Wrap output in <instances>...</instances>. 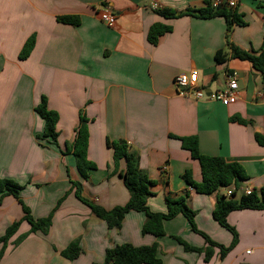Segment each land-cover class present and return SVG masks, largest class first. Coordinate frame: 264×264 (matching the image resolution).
<instances>
[{
    "label": "crops",
    "instance_id": "crops-1",
    "mask_svg": "<svg viewBox=\"0 0 264 264\" xmlns=\"http://www.w3.org/2000/svg\"><path fill=\"white\" fill-rule=\"evenodd\" d=\"M161 8L178 13L199 10L212 0H157ZM151 0H0V177L23 186L20 197L35 218L52 215L47 234L31 232L22 221L4 248L0 264H104L108 249L129 243L158 245L164 264H264V210L243 209L228 215L238 240L224 259L220 249L210 261L204 254L186 251L174 236L195 247H207L181 214L165 222L166 235H144V212H129L120 229H109L75 194L73 183L92 204L107 210L125 205L130 192L120 175L114 150L107 140H124L139 168L155 182L148 206L166 213V199L187 194L196 211L199 230L229 247L233 234L213 216L217 199L250 187L264 188V147L255 134H264V82L251 62L229 58L219 64L215 55L229 51L223 17L165 18L151 9ZM109 9L116 22L109 26L101 14ZM245 24L235 25L231 41L243 50L259 53L264 47V0H240L237 8ZM76 16L79 25L59 21ZM156 23L172 27L156 45L148 32ZM35 36L30 56L21 60L25 42ZM196 71L199 87L216 91L228 76L237 79L239 99L223 105L177 93L174 80ZM46 96L49 109L58 112L56 143L42 138L45 121L35 107ZM88 120V158L97 166L85 178L68 143L75 138L80 116ZM238 117L246 121H233ZM39 136H41L39 138ZM197 136L200 152L239 162L248 179L206 195L190 190L184 178L191 171L202 180L200 163L176 137ZM24 216L12 195L0 196V238ZM18 244L14 242L21 238ZM79 240L82 253L74 260L61 252Z\"/></svg>",
    "mask_w": 264,
    "mask_h": 264
},
{
    "label": "trees",
    "instance_id": "trees-1",
    "mask_svg": "<svg viewBox=\"0 0 264 264\" xmlns=\"http://www.w3.org/2000/svg\"><path fill=\"white\" fill-rule=\"evenodd\" d=\"M222 6L221 9L219 7ZM213 7L212 3L208 2L207 6L199 10H187L178 13L176 10L170 8H161L155 10L159 15L165 18H177L181 16H194L199 18H213L223 17L227 23V45L228 50H219L215 59L219 64L226 63L229 58H236L240 60H247L252 63L254 69L258 71L264 82V47L259 53L243 50L231 41V34L235 25L243 26L245 24L242 16L237 13L235 9H229L226 5ZM59 21L65 24L79 25L80 19L76 16H62ZM172 31V27L163 23L154 24L148 32V41L152 45H156L159 38L168 32ZM35 36L30 37L24 44L20 51L19 58L21 60L27 59L35 47ZM35 111L45 121V131L42 138H50L51 142L56 143L59 137L57 124L59 122V114L56 111L49 109L46 96L42 97L41 102L35 107ZM233 121H239L246 124L241 118L234 117ZM89 120L84 116H80V124L76 128L75 138L72 143H68L67 152L73 153L76 158L77 166L83 177L87 178L92 170L97 168L96 164L88 158L89 147ZM41 136H39L40 138ZM181 141L182 147L191 153L193 159L197 160L201 166L202 180L200 182L194 181L191 171H187L184 178L189 185L200 194L211 195L221 188H227L231 185H237L239 181L248 179L247 172L242 164L239 162H230L220 156H208L200 152L199 140L197 136L176 137ZM256 142L264 147V134H255ZM109 147L114 150V162L118 169L121 160H125L127 168L120 172L124 180L125 186L130 192L129 201L122 206H116L107 210L99 205L92 204L82 194V185L74 182L76 197L88 205L94 215L105 221L109 229H120L126 215L129 212H144L146 220L142 226V233L144 235L151 234L156 237H163L166 235L165 222L174 219L178 215H183L192 230L202 235L207 247H195L187 243L181 237L174 236V238L185 248L186 251L203 253L205 260L210 261L215 255V248L220 249V257L224 259L228 252L234 247L238 240V233L234 227L229 225L228 215L235 210L252 209L264 210V188L258 193L253 191L252 194H243L240 198L236 197V191L231 196H221L217 199L213 216L214 219L224 228L229 230L234 238L229 247L221 245L211 239L203 231L199 230L196 223V211L189 207L187 203V194L176 199L167 198L168 211L166 213L153 212L148 206V199L151 194L150 187L155 184L149 176L139 168L137 156L130 151L129 145L124 140L111 141L107 140ZM23 186L16 181L8 178L0 177V196L12 195L17 198L23 206L24 216L21 221H15L11 224L4 236L0 238V243H3L4 248L7 246L9 240L17 233L22 221H27L31 226V232H42L47 234L52 225V215L46 218H35L30 209L23 203L20 197V192ZM17 239L14 244L23 239ZM0 253V259L3 251ZM82 253V248L79 240L72 242L61 254L63 257L74 260ZM104 264H164L163 260L158 255V245L134 246L129 243L116 245L107 250ZM246 264V263H241Z\"/></svg>",
    "mask_w": 264,
    "mask_h": 264
},
{
    "label": "built area",
    "instance_id": "built-area-1",
    "mask_svg": "<svg viewBox=\"0 0 264 264\" xmlns=\"http://www.w3.org/2000/svg\"><path fill=\"white\" fill-rule=\"evenodd\" d=\"M240 0H212V6L218 7L220 5H226L229 9H235L238 7ZM151 9L157 10L161 9L160 4L157 0H151ZM101 20L112 26L116 22V15L106 8L101 14ZM199 75L196 71H191L189 73H181L176 76L174 80V85L177 93L185 97H193L195 99H209L212 101L219 102L223 105H230L239 99V85L237 79L233 76H228L226 85L216 91H211L209 94L205 92V89L199 87ZM190 190L194 189L190 187ZM253 189L248 187L245 189V194H252ZM233 192H229L227 196H231Z\"/></svg>",
    "mask_w": 264,
    "mask_h": 264
},
{
    "label": "water",
    "instance_id": "water-1",
    "mask_svg": "<svg viewBox=\"0 0 264 264\" xmlns=\"http://www.w3.org/2000/svg\"><path fill=\"white\" fill-rule=\"evenodd\" d=\"M221 8H222V6L219 7V9H221ZM205 92H206L207 94H209V93L211 92V90H210V89H206Z\"/></svg>",
    "mask_w": 264,
    "mask_h": 264
},
{
    "label": "rangeland",
    "instance_id": "rangeland-1",
    "mask_svg": "<svg viewBox=\"0 0 264 264\" xmlns=\"http://www.w3.org/2000/svg\"><path fill=\"white\" fill-rule=\"evenodd\" d=\"M207 243V242H206ZM201 248H205V247H201ZM196 253H199V252H196ZM204 253V252H203ZM203 253H200V254H203Z\"/></svg>",
    "mask_w": 264,
    "mask_h": 264
}]
</instances>
